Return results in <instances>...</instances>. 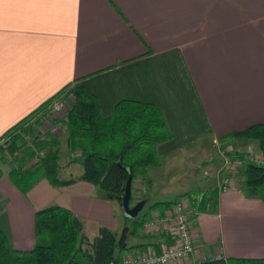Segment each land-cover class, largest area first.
Wrapping results in <instances>:
<instances>
[{
	"label": "crops",
	"instance_id": "0c3cea01",
	"mask_svg": "<svg viewBox=\"0 0 264 264\" xmlns=\"http://www.w3.org/2000/svg\"><path fill=\"white\" fill-rule=\"evenodd\" d=\"M79 77L102 117L123 99L154 104L171 134L156 146L159 156L204 136L218 145L222 160L207 189L215 205L202 212L186 202L194 246L186 263L264 257V202L240 189L243 155L260 152L253 140L225 138L264 124V0H0V135ZM65 136L56 139L60 173L69 178L81 167ZM222 147L237 163L231 188L217 192ZM8 168L0 164V229L12 248L33 246V213L53 204L78 217L88 236L99 226L119 232V203L91 183L54 187L40 178L22 193ZM150 169L132 180V203L145 200L137 191L142 178L153 183ZM150 205L147 217L165 207ZM137 235L124 253L159 252L171 242L166 231Z\"/></svg>",
	"mask_w": 264,
	"mask_h": 264
},
{
	"label": "trees",
	"instance_id": "16d2710c",
	"mask_svg": "<svg viewBox=\"0 0 264 264\" xmlns=\"http://www.w3.org/2000/svg\"><path fill=\"white\" fill-rule=\"evenodd\" d=\"M80 79L59 90L70 86L73 94V102L65 114V145L68 153L78 152L71 161L80 165V173L63 178L56 137L38 140L35 135L32 124L39 125L38 116L50 99L0 135V164L8 165V177L22 193L40 178L54 187L82 180L100 189L102 198L119 203L128 179L131 186L132 180L145 168L159 165L156 146L170 140L171 134L161 111L148 102L123 99L114 105L110 116L102 117L96 98L79 83ZM225 138L255 141L261 163L244 164L240 189L245 196L264 202V124H252ZM42 148L46 152L39 162L28 164L34 151ZM209 192L202 194L197 203L190 201L198 211H204L206 201L210 203L209 211L215 205L214 191ZM182 195L191 198L193 194ZM172 201H157L150 206H167ZM123 219L141 226L145 218L142 215ZM33 231V246L21 250L12 248L0 229V264H121L124 250L131 248L126 244L118 248V233L104 226H99L96 234L86 235L82 221L67 208L55 204L34 211ZM135 231L127 228L125 238L128 234H137ZM184 264H264V257H217Z\"/></svg>",
	"mask_w": 264,
	"mask_h": 264
},
{
	"label": "built area",
	"instance_id": "2783aa9c",
	"mask_svg": "<svg viewBox=\"0 0 264 264\" xmlns=\"http://www.w3.org/2000/svg\"><path fill=\"white\" fill-rule=\"evenodd\" d=\"M73 102L71 87L65 88L50 99L43 112L39 115L40 129H36L35 135L38 140H44L46 137H57L66 131L65 114ZM42 126V127H41ZM27 138V137H26ZM228 148H223V176L218 184L217 192H223L231 188L232 174L237 158L232 155ZM46 149H37L34 151L28 164H37L45 155ZM71 156H76V153ZM250 163L260 164L261 156H256L251 152L243 155ZM236 158V159H235ZM146 189V181L142 178L139 182L137 194L143 196ZM202 194H193L191 198H177L171 204L159 210H152L147 218L141 224V230L144 233L154 231H166L170 234L171 242L160 248L159 252L138 251L134 253H125L121 258V264H184L190 253L193 252L192 237L189 231L188 213L186 211V202L191 200L199 202ZM204 211L208 212L210 203L204 202Z\"/></svg>",
	"mask_w": 264,
	"mask_h": 264
},
{
	"label": "rangeland",
	"instance_id": "374dc122",
	"mask_svg": "<svg viewBox=\"0 0 264 264\" xmlns=\"http://www.w3.org/2000/svg\"><path fill=\"white\" fill-rule=\"evenodd\" d=\"M40 125L39 123L36 126L37 131L40 129ZM36 129L34 128V132ZM23 139L28 141L26 136ZM218 151V145L211 143L210 139L204 136L199 137L195 142L176 146L162 153L159 156V165L150 169L149 173L152 176L153 183L146 187V198L135 217L139 218L144 215V218H146L150 209L149 205L155 201L172 200L185 193L207 194V189L214 183L215 168L222 160ZM61 152L64 153V148H62ZM132 194L133 190L129 199L130 205L133 204ZM116 205L115 209L118 212L119 206ZM120 225L118 235L123 227H127L129 230L136 229L135 232L137 234L141 231L140 226H136L130 221H125L123 218H121ZM137 234H128L126 236V246L133 241V238L138 236Z\"/></svg>",
	"mask_w": 264,
	"mask_h": 264
},
{
	"label": "water",
	"instance_id": "95a60500",
	"mask_svg": "<svg viewBox=\"0 0 264 264\" xmlns=\"http://www.w3.org/2000/svg\"><path fill=\"white\" fill-rule=\"evenodd\" d=\"M130 198V180L128 179L125 182L123 192L120 196L119 205L123 212V216L129 219L135 217L137 212L141 209L144 200H139L133 203L132 205L129 204ZM127 227H123L118 235L117 238V247L122 248L125 245V235H126Z\"/></svg>",
	"mask_w": 264,
	"mask_h": 264
}]
</instances>
